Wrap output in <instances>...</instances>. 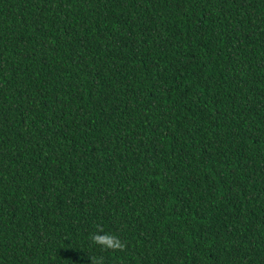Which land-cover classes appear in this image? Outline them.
<instances>
[{"label":"trees","instance_id":"trees-1","mask_svg":"<svg viewBox=\"0 0 264 264\" xmlns=\"http://www.w3.org/2000/svg\"><path fill=\"white\" fill-rule=\"evenodd\" d=\"M91 257L264 264V0H0V264Z\"/></svg>","mask_w":264,"mask_h":264},{"label":"clouds","instance_id":"clouds-1","mask_svg":"<svg viewBox=\"0 0 264 264\" xmlns=\"http://www.w3.org/2000/svg\"><path fill=\"white\" fill-rule=\"evenodd\" d=\"M102 226L97 225V231L90 237L91 243L100 247L102 251H122L126 247L124 241L118 236L110 233H104ZM91 264H103V258L91 257Z\"/></svg>","mask_w":264,"mask_h":264}]
</instances>
